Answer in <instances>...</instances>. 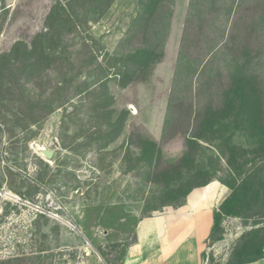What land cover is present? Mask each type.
Wrapping results in <instances>:
<instances>
[{
  "label": "rangeland",
  "instance_id": "1",
  "mask_svg": "<svg viewBox=\"0 0 264 264\" xmlns=\"http://www.w3.org/2000/svg\"><path fill=\"white\" fill-rule=\"evenodd\" d=\"M263 136L264 0H0V264H118L205 181L239 201L201 264H235Z\"/></svg>",
  "mask_w": 264,
  "mask_h": 264
},
{
  "label": "crops",
  "instance_id": "2",
  "mask_svg": "<svg viewBox=\"0 0 264 264\" xmlns=\"http://www.w3.org/2000/svg\"><path fill=\"white\" fill-rule=\"evenodd\" d=\"M226 195V188L212 182L192 190L176 210L140 219L133 231L135 240L126 247L118 264H201L213 210ZM74 264L93 262L86 255ZM250 264H264V256Z\"/></svg>",
  "mask_w": 264,
  "mask_h": 264
},
{
  "label": "trees",
  "instance_id": "3",
  "mask_svg": "<svg viewBox=\"0 0 264 264\" xmlns=\"http://www.w3.org/2000/svg\"><path fill=\"white\" fill-rule=\"evenodd\" d=\"M146 14V9H145ZM149 55L145 56L148 57ZM243 80L242 78L240 79ZM240 82V81H239ZM237 94V92H235ZM241 106V104H240ZM196 138V137H195ZM191 141V140H190ZM258 153L262 155L264 153V136L260 140V145L258 149ZM211 181H205L203 183L195 184L193 187L189 188L187 191L183 193V200L177 204V207L182 206L185 203L186 197L193 190V188L205 187L210 184ZM258 186L262 188V182L259 180ZM239 201V195L236 192H232L228 197H226L216 208L213 210V224L211 228V233L208 240L219 231L220 223L223 217L234 216L236 215V205ZM252 236L243 247V252H245V259H240L235 264H250L253 262H257L264 256V226H260L249 231ZM263 233V234H262ZM258 236V242H253ZM255 253V257H251V255ZM239 256V255H238ZM121 260V259H120Z\"/></svg>",
  "mask_w": 264,
  "mask_h": 264
},
{
  "label": "bare ground",
  "instance_id": "4",
  "mask_svg": "<svg viewBox=\"0 0 264 264\" xmlns=\"http://www.w3.org/2000/svg\"><path fill=\"white\" fill-rule=\"evenodd\" d=\"M130 108H131L132 111L135 110V108L133 106H131ZM36 151L42 156H49L48 152L46 150H44L43 147L41 148V147L37 146V150Z\"/></svg>",
  "mask_w": 264,
  "mask_h": 264
}]
</instances>
